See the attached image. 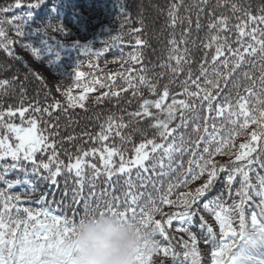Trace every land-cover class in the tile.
<instances>
[{
	"label": "snow or ice",
	"instance_id": "1",
	"mask_svg": "<svg viewBox=\"0 0 264 264\" xmlns=\"http://www.w3.org/2000/svg\"><path fill=\"white\" fill-rule=\"evenodd\" d=\"M42 3V0H35L34 3L27 5L25 17H13L7 23H14L19 19L29 22L32 10ZM183 5V0L173 2L169 6L168 17L170 26L175 27L178 22L183 23L178 15L179 8ZM200 5H203L201 7ZM21 6V0H15V7ZM208 6V0H199L196 5L198 9L195 27L197 30L201 28L199 13L205 12ZM229 7L231 17L229 15L217 14L214 10H208L207 14L211 16V20L207 25L208 29L214 34L208 38L207 43H202L203 48L212 49L214 54L210 60L205 55L200 64L199 75L193 78V73L188 72L187 78L182 82V92L179 94L171 93L169 85L162 86V91H158V85L150 80L147 75H128L123 76L127 84L126 88L118 91L110 90L102 93L95 98L96 103H101L105 98H118L121 92L132 90L133 94L138 91V85H147L151 93L158 97L156 99H143L139 106V110L128 113L130 117L142 119L150 118L154 121L150 125L156 131V137L162 142H157V138H144L138 145L134 146V155L126 158L123 151L116 146L104 144L102 148H91L88 151H81L73 161L69 157V163L64 165L63 161L58 160V154L55 151V141L49 143V137L45 136L38 127L35 118L27 121L28 126L23 125L25 114L32 112H45L51 115V110L62 109L67 112L69 108L79 107L85 109L84 101L87 99L86 93L95 91L94 88H85L78 97L71 94V89L64 91L67 97V108H62L59 101L41 107L37 101L35 104L24 107L9 106L6 110L0 111V125H2L7 133L15 138V143L11 141L9 135H0V160L10 157L13 164L4 168L7 173L12 169L20 167L23 169L21 161L29 162L32 165L31 172L33 175L40 176L41 170L47 172V175L40 176L41 179L50 181L51 184H57V177L61 176L66 170L68 174L74 173V183L76 188L73 191L72 204L83 206L84 215L76 219L79 207L73 208V216L68 215H52L48 211L43 213H33L27 207L20 209L15 207L17 213L23 211L26 219H15L11 217V211L14 207L13 201L21 202L20 195H8L6 192L0 191V199H2V211H0V264H48L49 258L54 255L61 257L59 264H71L76 248L73 243V237L76 233L77 226L83 223L84 219L92 214H111L119 216L122 219H131L138 225V231H141L151 237L150 246L139 249L136 256V264H152L154 254L162 253L165 258L172 261L180 260L181 264H202L201 251L197 247V235L191 229L196 228L203 237V244L210 250V264H264V175L256 172V167L264 169V0L257 7H253L252 3L245 4L243 0L219 5ZM8 11V9H3ZM121 13L128 18V13L124 7L120 8ZM236 19V23L230 27V19ZM189 28L185 29L180 41L174 37L169 40L172 45L171 51L179 52L178 44H187V40L183 36H187L190 32L192 20L188 18ZM3 21H0L2 25ZM142 23V21H141ZM47 25L43 28L36 29L35 33L40 37L36 46L32 43H25L23 46L29 48L36 60L47 57L50 62L58 61L60 53L57 48L49 45L45 37L48 36ZM56 32L63 31L62 25L54 29ZM135 33H140L141 28L132 29ZM235 31L238 47H233L228 42L226 33ZM225 33V35H221ZM17 36L25 37V32L17 25ZM119 40V37H112L113 43ZM14 40H9L3 27L0 26V49L7 56L19 60L13 50ZM106 43V42H105ZM147 42L136 36L135 45L145 46ZM107 46V45H106ZM97 52V55L102 54ZM188 48H183L182 55L169 56L168 60H175L176 66L171 64H162L161 67H168L173 75H177L183 71L180 67L182 63L187 61ZM132 61L140 63L143 59L139 52L130 54ZM258 58V59H257ZM259 66V72L241 71L244 68L255 69ZM132 70L129 69V73ZM141 72H146L141 69ZM211 72L212 79H209ZM237 74H240V82L232 83ZM37 80L43 82V77L37 73H33ZM163 75V74H162ZM77 80L84 76V73L75 70ZM13 80L0 79V89H6ZM113 80V77H109ZM138 81V83H137ZM203 81V87L201 86ZM223 81V87L221 86ZM243 82H247L248 86H244ZM93 83H100L93 81ZM229 84L233 88H243V93L237 94L236 104L233 105L228 96L224 95L225 89ZM259 85V88L257 87ZM100 83V87H105ZM194 86L195 91H190V87ZM23 95V85L21 84ZM59 91V89H57ZM177 95H182L190 99H177ZM224 97V103L219 102V97ZM170 103H165L168 100ZM191 100H199L201 106L207 105L209 113L215 112L217 117H227V121L231 128L225 130L224 126L217 128L213 124L212 132L208 131V119L205 116L203 132L195 144L197 148L203 142L205 146L202 153L194 154L192 160L188 161V168L181 173L183 179L177 180L174 184H169L167 191L159 197V204L151 194H147V203L140 205L138 202L144 198V193H125L124 202L121 203L119 197L113 196L108 200L101 210L100 203H96L95 209H91L90 200H96L97 195L94 191H89L87 195L84 193L85 174L84 168L92 169V177L89 184L95 188V179L100 175H106L108 181H111L114 175H127L131 177L133 169L141 179H148L147 176H141V173L155 172V166L150 168L151 156L158 150L171 162L175 154L185 151L183 134L179 135V143L177 142V133L181 128L189 126V120L185 118L184 113L192 110L195 111L196 105ZM213 101H216L213 104ZM254 101V103H253ZM150 109H156L166 113L165 119L158 118ZM19 114L21 124L7 123L5 117H14ZM242 118V121H241ZM179 123L172 126L175 121ZM130 123H125L123 118L117 120L109 117L106 125H101V132L97 134L95 139L100 141H108L110 136L120 137L121 140L131 141L133 133L124 134V130L128 129ZM251 131H248L249 127ZM201 125L194 124L193 131L200 132ZM140 129H134V133H139ZM246 135L244 142L238 145V150L229 152V149H236L235 139L237 136ZM87 135V133H85ZM68 140L74 137H68ZM52 150V155L48 157L47 162L37 160V153H43ZM99 153L103 169L98 168L96 164H90L85 159L89 155L95 156ZM217 155H226L230 159L227 163L218 164L214 159ZM119 156V165L116 166L113 157ZM231 157H234L231 158ZM160 167H163L161 162ZM178 168L183 167V163L177 165ZM54 168V170H53ZM171 169V163H169ZM25 179H17L14 182L4 181V176L0 175V181H4L8 189L14 185L21 183L30 184L27 179V169H23ZM175 171V169H173ZM226 174L223 182V190L211 198L208 194L215 188L220 179V175ZM253 173L256 183H253ZM157 175H167V173H157ZM204 182L195 189L188 188L190 181L200 180L205 177ZM239 183L240 187L233 192L235 183ZM146 186V185H145ZM129 187H133L129 181ZM180 187L188 188L185 192H178L176 199L170 197L174 194V189ZM67 195V193H65ZM101 195H105L102 193ZM225 196L229 200L233 196L238 197L237 200L229 205L225 200ZM130 197V200H129ZM258 198V202L257 199ZM46 199L42 196L41 200ZM161 205L175 207L178 210L171 213H162ZM161 214L160 219H156L155 215ZM202 213H208L214 216V221L209 223ZM43 216V219L40 217ZM174 221L180 222L178 231L187 233L189 242L181 239L183 252L175 251L170 245L161 247V245L153 239L157 234L165 240L169 239L167 229L170 228ZM218 226V230H217Z\"/></svg>",
	"mask_w": 264,
	"mask_h": 264
},
{
	"label": "trees",
	"instance_id": "2",
	"mask_svg": "<svg viewBox=\"0 0 264 264\" xmlns=\"http://www.w3.org/2000/svg\"><path fill=\"white\" fill-rule=\"evenodd\" d=\"M35 0H21V6L15 7V0H0V21H3L2 26L9 40H14L13 50L19 60L7 56V54L0 49V79L13 80L16 79L6 89H0V111L6 110L9 106L19 107L23 104L24 107H29L37 101L41 107L52 104L54 101H59L62 108H67V97L63 94L64 91L71 89L73 96H79L84 92L85 88H94L95 91L86 93L87 99L84 101L85 109L79 107L69 108L67 112L62 109L51 110V115L45 112L29 111L25 114L23 125L28 126L27 121L35 118L38 122L39 129L45 136L49 137V143L55 141V151L58 154V160L63 161L64 165L69 163V157L73 161L81 154V151H88L91 148H102L104 144L109 146H116L120 148L126 158L134 155V146L138 145L145 137L152 139L156 137V131L150 127L154 121L150 118H134L130 117L128 113H133L139 110V106L143 99H156L147 85H138V91L133 94L130 89L127 92H121L118 98H105L103 102L96 103L95 98L104 92L110 90L118 91L126 88L125 79L119 75H140L145 74L150 80L158 85V91H162V86L167 84L171 93L179 94L182 92V82L187 78L189 71L193 73V78L199 75L200 64L205 55L210 60L214 54V47L212 49H205L202 43H207L208 38L214 33L211 32L207 25L211 20V16L207 14L208 10H214L217 14L229 15L231 11L229 7L219 6L226 2V0H208V6L205 12L199 13L201 28L199 30L195 27L199 4V0H183V5L178 10V15L183 19V23L178 22L175 27L170 26L168 17V10L170 4L178 2V0H42V3L32 10L31 18L26 23L24 19L14 21V23H7L13 17H25L27 5L34 3ZM228 3L236 2V0H227ZM245 4L252 3L253 7L260 5L261 0H243ZM203 7V5H200ZM124 7L128 13V18L121 13L120 8ZM8 9V11H3ZM191 17L192 24L190 32L183 39L187 40V44H178L179 52L171 51L172 45L169 40L173 37L180 41L185 29L189 28L188 17ZM142 21V23H141ZM231 25L236 23L233 17L230 19ZM48 36L45 39L51 47L57 48L60 53L58 61L50 62L47 57L36 60L29 48H25V43H32L39 46L40 37L36 35L35 30L43 28L47 25ZM17 25L25 32V37L17 36ZM60 25L63 31L56 32L54 29ZM134 28H141L140 33L132 31ZM140 35L147 44L145 46L135 45L136 36ZM225 35V33H221ZM228 42L233 47H238L235 43L237 37L235 31L226 33ZM112 37H119L115 43ZM106 42V43H105ZM107 45V46H106ZM187 47L189 52L187 61L182 63L180 67L183 69L177 75H173L168 67H161L162 64H171L176 66L175 60L169 61V56H176L183 54V48ZM102 51V54L97 55V52ZM139 52L143 59L140 63L132 61L130 54ZM258 59V58H257ZM84 73L83 77L78 80L75 76V70ZM129 69L132 70L129 73ZM145 69L146 72H141ZM259 66L255 69L244 68L241 71H256L259 72ZM33 73L39 74L43 77V82L37 80ZM163 74V75H162ZM113 80H109V77ZM209 79H212L211 72ZM99 81L105 84V87H100V83H93ZM240 82V74H237L232 83ZM138 83V81H137ZM244 86H248L247 82H243ZM21 84L23 85V95L21 94ZM203 87V81H201ZM223 87V81H221ZM259 88V85L257 86ZM59 89V91L57 90ZM195 87L191 86L190 91H195ZM243 93V88L236 89L229 84L225 89L224 95L228 96L233 105L236 104L237 94ZM177 99H190L188 97L177 95ZM169 99L165 103H170ZM219 102L224 103V97H219ZM191 103L196 105L195 111L189 110L184 113L185 118L189 120V126L181 128L177 133V142L179 143V135L183 134L185 151L174 155L170 162L164 153L158 150L151 156L150 168L155 166V172L141 173V176H147L148 179H141L136 174V169H133L131 177L127 175H114L111 181H108L106 175H100L94 181L95 188L89 184V179L92 177V169L90 167L84 168L85 187L84 193L87 195L89 191H94L97 195L96 200H90L91 209H95L96 203H100L101 210L104 204L111 200L113 196L119 197L121 203L124 202L125 193H144L145 196L138 203L144 205L147 203V194L156 199L159 204V197L163 195L169 184L177 182L178 178L183 179L181 173L188 168V161L192 160L194 154H203L202 148L205 144L202 142L197 148L195 141L201 135H204L203 125L204 117H210L207 121L208 131L212 132V125L215 124L217 128L224 126L225 130L231 128L227 121V117H217L213 111L211 113L207 110V105L201 106L202 102L199 100H191ZM216 101H213L215 104ZM254 103V101H253ZM154 114L160 118L165 119L166 113L156 109H150ZM119 120L123 118L125 123H130L128 129L124 130V134L133 133L131 141L121 140L120 137L110 136L108 141H100L95 139L98 133L101 132V125H106L109 117ZM242 121V118H241ZM5 122L21 124L19 114L14 117H5ZM179 123L175 121L172 126ZM194 124H200V132H194ZM249 127L248 131H251ZM134 129H140L139 133H134ZM87 133V135H85ZM9 135L11 141L15 143L13 135L7 133V130L0 125V135ZM68 137H74L68 140ZM157 142H162L158 137ZM246 135L242 134L235 139L236 149H229V152L238 150V145L244 142ZM52 155V150L49 149L43 153H37V160H44L47 162L49 156ZM234 159V157H231ZM88 163L96 164L98 168L103 169L102 162L99 158V153L95 156L89 155L85 158ZM218 164L227 163L230 159L226 155H217L214 157ZM115 165H119V156L113 157ZM161 162L163 167H160ZM183 163L182 168L177 165ZM14 161L10 157L0 160V175L4 176V181L14 182L17 179H25L23 169H27V179L31 181L30 184L21 183L14 185L13 188L8 189L4 181H0V191L6 192L8 195H20L21 202L13 201V209L11 217L15 219H26V214L23 211L17 213L15 207L23 209L25 207L31 209L33 213L50 212L52 215H68L73 216V208L79 207L76 214V219L83 217V206H76L72 204L73 191L77 187L74 183V173L68 174L65 170L63 174L57 177V184L53 185L50 181L40 178V176L48 173L41 170L40 176L33 175L31 172L32 165L29 162L21 161L23 169L17 167L7 173L4 168L13 164ZM171 163V169L169 168ZM175 169V171H173ZM54 170V168H53ZM256 172L264 175V169L256 167ZM167 173V175H157V173ZM253 176V183H256L255 176ZM226 174L222 173L215 188L208 194L211 198L216 196L218 192L223 190V182ZM206 176L200 180L190 181L188 188L195 189L204 182ZM129 181L133 187H129ZM146 185V186H145ZM240 187L237 182L233 186V192ZM188 188L180 187L173 190L171 199H176L178 192H185ZM67 193V195H65ZM105 193V195H101ZM42 196L46 199L41 200ZM238 197L233 196L231 200L225 196L227 204H231L233 200L238 201ZM257 199L258 202V198ZM130 200V197H129ZM3 201L0 199V211H2ZM178 209L175 207L161 205L162 213L175 212ZM209 223L214 221V216L208 213H202ZM43 219V216L40 217ZM156 219L161 218V214L155 215ZM180 227L179 221H174L173 225L167 229L169 239L165 240L160 235L153 237L161 247L171 246L175 251L183 252L181 239L189 242L187 233L178 231ZM197 235V247L201 251L202 264H210V250L203 244V237L196 228L191 229ZM218 230V226H217ZM152 264H181L180 260L172 261L170 258H165L162 253L154 254Z\"/></svg>",
	"mask_w": 264,
	"mask_h": 264
},
{
	"label": "clouds",
	"instance_id": "3",
	"mask_svg": "<svg viewBox=\"0 0 264 264\" xmlns=\"http://www.w3.org/2000/svg\"><path fill=\"white\" fill-rule=\"evenodd\" d=\"M137 229L135 221L111 214L86 217L73 237L77 251L71 264H136L138 250L151 241ZM60 259L54 255L48 264H59Z\"/></svg>",
	"mask_w": 264,
	"mask_h": 264
}]
</instances>
